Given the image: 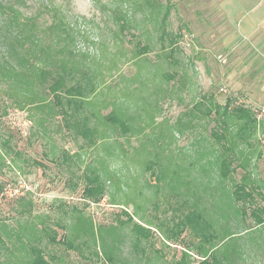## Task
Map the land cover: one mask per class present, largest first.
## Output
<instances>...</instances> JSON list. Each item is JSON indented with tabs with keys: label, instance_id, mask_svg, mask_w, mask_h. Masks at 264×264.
Returning a JSON list of instances; mask_svg holds the SVG:
<instances>
[{
	"label": "rangeland",
	"instance_id": "obj_1",
	"mask_svg": "<svg viewBox=\"0 0 264 264\" xmlns=\"http://www.w3.org/2000/svg\"><path fill=\"white\" fill-rule=\"evenodd\" d=\"M0 3L32 25L51 47V56L100 67L98 73L112 86L98 107L86 108L99 110L100 120L88 125L94 123L103 137L90 147L72 130L57 132L62 120L51 110L50 95L38 102L41 108L23 89L0 83V264H30L32 248L52 264H106L100 254L105 243L112 247L115 264H175L189 234L173 245L166 243L165 230L195 208L211 215L219 236L235 233L219 247L235 250L233 264H264V224L255 227L248 218L240 225L229 201L243 171L221 180L215 160L225 141L212 136L221 133L220 122L213 114L203 115V107L192 109L196 103L207 105L203 96H211L213 108L231 100V106L252 111L256 127L248 145H228L235 154L241 152L249 178L263 186L264 0ZM60 24L68 33L66 44L57 43L59 29L49 30ZM170 35H177L171 58ZM141 45L148 51L137 58ZM64 48L70 54H58ZM6 61L15 65L13 57L6 55ZM112 111L125 119L127 134L105 125L102 117ZM236 129L230 127L226 136ZM67 156L71 159H62ZM90 171L105 187L99 203L82 196ZM219 205L222 213L228 210L224 216L215 213ZM123 211L152 229L148 241L137 242ZM248 227L255 228L243 233ZM191 264L197 260L191 258Z\"/></svg>",
	"mask_w": 264,
	"mask_h": 264
},
{
	"label": "trees",
	"instance_id": "obj_2",
	"mask_svg": "<svg viewBox=\"0 0 264 264\" xmlns=\"http://www.w3.org/2000/svg\"><path fill=\"white\" fill-rule=\"evenodd\" d=\"M21 17V14L16 9L0 3V83L6 84L10 90L17 92L24 90V92L29 94L28 97L34 106L39 104L41 106V103L38 102H42L45 97L50 95L51 110L55 113V117L59 116L58 118L62 120L61 124L56 123L57 132H63L60 127L72 130L74 134L81 136L87 141L90 147L96 146L102 137V133L100 135V132L95 128L96 126H93L94 123L90 126L88 124L91 119H97L100 116L99 110L87 112L86 108L98 107L102 102L100 96L105 89L111 90L112 86L108 83L106 84L105 80L107 78L98 73L100 72V67L97 70H93L84 65L82 66V63L76 61L70 63L67 58L57 59L51 56L49 53L51 47L45 43L42 37L37 36L32 30V25L22 21ZM166 17L167 13L162 17L160 27L163 26ZM51 28L59 29L61 33L57 43L63 42L66 44L67 30L61 24L51 25L49 27L50 31ZM119 28L120 31H123L122 24H120ZM163 34L165 33L161 32L160 39L164 36ZM176 38L177 35H170V58L177 47ZM26 44L29 46L26 47ZM137 51V54H139L137 58H140L147 53L148 48L146 45H141ZM64 52L70 54V51H67L66 48L59 50L58 54ZM6 55L13 57L15 60L14 66L6 61ZM96 76V80L101 82H94V77ZM184 78L185 76H182L180 79L184 82ZM49 81L50 83H48ZM98 90L100 91L97 92ZM203 99L208 103L207 105L203 106L202 103H196L192 109L194 111L195 109L199 110V107H203V115L210 116L213 114L220 122L221 133L213 132L212 136L217 141H225V143L220 145L222 149L221 155H218V159L215 160L221 180L229 178L237 170L243 171L242 177L239 182L233 184V190L230 193L229 201L232 206V212L239 219L240 225H245L247 219L250 218L254 221L255 227L262 226L264 224V185L260 186L254 179L249 178L250 175L246 171L247 164L240 159L241 152L235 154L228 145V141H230L232 146L237 145L235 142L247 144L248 139L253 136L256 127L255 115L251 110L243 106H231V100H227L223 107L215 105L213 108L211 96H203ZM16 104L21 106L20 103L16 102ZM112 112L102 117L105 125L110 128L118 127L120 131L127 134L128 127L125 119H119L115 116L116 111ZM97 120L99 121L100 118ZM232 126L237 127V129L233 136L228 138L226 132L228 133L229 128ZM66 130L65 134L68 135ZM62 159L71 158L67 156ZM85 178L86 185L82 190L83 199L92 203H99L104 198L105 187L101 183L98 174H93L90 171V174ZM256 197L260 198V204ZM228 209H230V206H228ZM222 211L224 212L222 205L215 207L217 215L224 216L228 213V210L225 214ZM123 212L127 215L126 222L133 224L131 231L135 234L137 242H139L138 239L148 241L152 236V229L138 224L125 211ZM206 213L207 211L205 210L192 209L184 215L176 217L172 226L165 230L166 237L164 239L166 243L173 245H178L176 243L182 242L183 234H189L190 239L186 242L183 241L184 245L181 247L180 258L175 264H191V258L197 260V264H233L230 254H234L235 250L228 251L227 246L221 249L219 247L226 240L235 238V233L219 236L210 222L211 215ZM255 227H248L244 229L243 233H247ZM86 235L91 236L87 231ZM49 239L51 243H56L55 237H50ZM149 247L152 248L150 244ZM68 248L72 249V246L69 245ZM133 248L135 251H139L138 244H135ZM31 252L33 257L30 264H52L51 259L44 257L40 250L32 248ZM100 254L105 257L106 264H115L116 258L110 245L105 243L100 248ZM159 254V251H156V255Z\"/></svg>",
	"mask_w": 264,
	"mask_h": 264
}]
</instances>
